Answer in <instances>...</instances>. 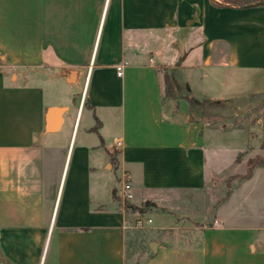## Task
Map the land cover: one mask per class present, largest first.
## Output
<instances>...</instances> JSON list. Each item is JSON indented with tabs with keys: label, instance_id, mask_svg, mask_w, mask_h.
<instances>
[{
	"label": "crops",
	"instance_id": "crops-1",
	"mask_svg": "<svg viewBox=\"0 0 264 264\" xmlns=\"http://www.w3.org/2000/svg\"><path fill=\"white\" fill-rule=\"evenodd\" d=\"M174 60L198 69L206 91L186 83L180 92L173 73L175 98H164L160 70ZM218 82L215 97L208 89ZM259 93L264 5L0 0V264H124L138 211L115 202L122 174L144 204L203 189L206 148L213 167L222 136L199 106ZM240 197L250 205L249 192ZM195 236L159 243L143 264H264V210L249 223L217 214Z\"/></svg>",
	"mask_w": 264,
	"mask_h": 264
},
{
	"label": "rangeland",
	"instance_id": "rangeland-1",
	"mask_svg": "<svg viewBox=\"0 0 264 264\" xmlns=\"http://www.w3.org/2000/svg\"><path fill=\"white\" fill-rule=\"evenodd\" d=\"M183 35L181 32L175 33L174 41ZM177 60L170 64V68L160 70L162 77L168 74L171 78L174 73L180 92L185 90L186 83L189 87L195 83V87L199 86L206 91V88L201 86L204 80H201L198 69L188 71L186 70V62L177 63ZM216 80L217 78L213 82ZM211 85L208 93L218 97L216 91L220 89L219 82L218 84L211 83ZM199 97H201L200 93L198 94ZM194 98L190 101L192 104H195ZM214 102L204 100L199 106L201 112L199 119L205 127L217 130L218 136H222L219 140L216 139V142L221 145L217 150L221 153H218L217 164L213 167V152L210 147L207 146L206 148L209 172H207L205 187L199 191L162 192L159 194L160 200L152 201L153 203L149 201L147 205H144L143 202L139 203L138 198L129 201L138 203L137 207H142L144 210V212L132 214L133 219L129 222L130 228L138 229V220L143 222L147 219L151 220L150 223H143L144 225L140 228V230L146 231L144 237L145 243L148 245L151 242L155 243L156 248L159 243L189 245L196 242L195 234L202 225L215 224L217 214L224 219L225 224L249 223L256 211L263 212L264 210V168L257 170L251 183H245L240 187L243 192H249L252 196L249 200L251 202L249 206L243 204L240 197L242 191L236 193L228 204L221 203L228 192L244 181L237 182L235 176L246 172L247 160L257 155L264 156V148L262 147L264 139V93L247 95L239 100L235 99V102L228 107H225L220 100ZM238 154H240V161L236 162L235 159ZM112 183H117L115 176H113ZM115 202L120 204L124 202L119 190ZM150 250V247L149 249H135L131 260L144 261Z\"/></svg>",
	"mask_w": 264,
	"mask_h": 264
},
{
	"label": "trees",
	"instance_id": "trees-1",
	"mask_svg": "<svg viewBox=\"0 0 264 264\" xmlns=\"http://www.w3.org/2000/svg\"><path fill=\"white\" fill-rule=\"evenodd\" d=\"M213 4L215 5H230V6H235V7H250V6H255L257 3H260L259 5H264V0H219V2H216L214 0H211ZM159 71V70H158ZM163 81V91H164V98H175L174 92H173V85L171 82V78L168 74H165L162 77ZM263 148H264V139H263ZM236 162L240 161V154L235 159ZM256 167H264V156H255L251 157L247 160V169L244 174L241 175H236L235 179L237 182L246 180L251 177L253 169ZM116 190L113 189L112 194L114 195V192ZM229 192L227 193V195ZM226 195V196H227ZM225 196V197H226ZM149 202L146 201L144 205H147ZM126 208H130L132 210H136L138 212H144L142 207H137L134 206L128 202H125ZM132 229V230H130ZM145 234L146 231L140 230V228L135 229L134 227L130 228L128 227L127 230L125 231V261L124 264H143L146 262L148 259H150L153 256V252L150 250L148 252V255L146 259L142 262L139 261H132L131 256L135 252V249H144L147 248L149 249L148 243H145ZM145 243V244H143Z\"/></svg>",
	"mask_w": 264,
	"mask_h": 264
},
{
	"label": "built area",
	"instance_id": "built-area-1",
	"mask_svg": "<svg viewBox=\"0 0 264 264\" xmlns=\"http://www.w3.org/2000/svg\"><path fill=\"white\" fill-rule=\"evenodd\" d=\"M122 68L123 65L119 64L116 66V74L119 76L122 73ZM114 141L116 142L117 145H120V140L117 139L116 137H114ZM120 189H119V194L121 195V199L125 202L130 201L133 199V191H132V186L128 180V177L125 173L122 174L121 178H120ZM151 220L147 219L146 221H141L138 220L137 221V227L141 228L145 223H150ZM144 223V224H143Z\"/></svg>",
	"mask_w": 264,
	"mask_h": 264
},
{
	"label": "water",
	"instance_id": "water-1",
	"mask_svg": "<svg viewBox=\"0 0 264 264\" xmlns=\"http://www.w3.org/2000/svg\"><path fill=\"white\" fill-rule=\"evenodd\" d=\"M260 3H257L256 5H259ZM149 247L151 248L152 252H155L156 251V245L154 242H151L149 244Z\"/></svg>",
	"mask_w": 264,
	"mask_h": 264
}]
</instances>
